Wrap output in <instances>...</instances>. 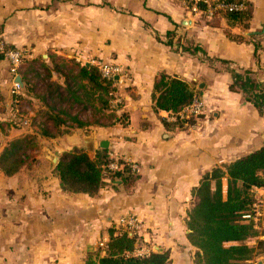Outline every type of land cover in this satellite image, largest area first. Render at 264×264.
<instances>
[{
    "label": "crops",
    "instance_id": "0c3cea01",
    "mask_svg": "<svg viewBox=\"0 0 264 264\" xmlns=\"http://www.w3.org/2000/svg\"><path fill=\"white\" fill-rule=\"evenodd\" d=\"M245 1L252 14L246 29L194 14L182 0H0V48L27 55L19 101L0 50V159L16 144L27 160L14 176L0 170V264H86L129 216L141 223V248L170 251L172 264H194L186 225L194 190L207 173L264 146V118L230 89L233 71H250L264 85V0ZM194 48L201 51H184ZM57 59L123 68L117 121L83 129L47 124L49 135H42L45 110L27 96L25 80ZM163 75L201 91L205 112L194 125L179 128L156 110ZM58 76L52 70V80ZM16 103L23 113L14 115ZM76 149L91 158L106 150L110 160L135 164L139 179L130 188L107 182L94 197L66 192L56 167ZM258 197L252 246L264 242V188ZM254 264H264V254Z\"/></svg>",
    "mask_w": 264,
    "mask_h": 264
},
{
    "label": "trees",
    "instance_id": "16d2710c",
    "mask_svg": "<svg viewBox=\"0 0 264 264\" xmlns=\"http://www.w3.org/2000/svg\"><path fill=\"white\" fill-rule=\"evenodd\" d=\"M182 1L191 4V0ZM225 1L243 4L245 10L216 14L215 19L225 20L231 28L239 26L246 29L252 17L249 4L245 0ZM198 8L206 10L202 4ZM168 36L171 38V34ZM231 39L235 38L231 36ZM184 51L193 54L201 50L194 48L192 52ZM26 60L25 53L23 64ZM70 62L77 66L76 74L73 70H60L56 63L53 65L59 81L52 80V70L48 67H43V75L36 73L33 80H25L27 96L41 103L45 110L43 116L46 124L41 132L43 136L49 135L47 124L56 129L62 126L83 129L104 127L103 122L117 121L116 110L112 108L117 92L116 80L104 79L98 67ZM232 80L231 91L243 94L245 101L252 104L264 118V85L257 82L250 71H233ZM155 90L159 94L156 110L171 115H178L200 100L201 91L197 86L178 78L161 76ZM20 98L16 96L15 100L20 101ZM89 108L95 110V115L100 114L93 122L80 119L81 114ZM196 120L194 117H186L183 121L178 119L175 125L184 128L194 125ZM16 146L12 144L0 159V170L9 177L17 174L27 161L25 152L21 148L16 151ZM113 161L106 150L99 151L95 158H91L86 151L76 149L63 154L56 167V174L64 191L90 197L96 196L107 182L120 181L125 187H132L139 179L138 174L121 161L118 162L120 170H108V165ZM255 188H264V146L203 177L193 192V202L186 222L188 241L197 250L194 264H254L264 254V242L249 245L259 236L254 220ZM248 215L251 219L244 218ZM108 236L106 248L89 256L86 264H172L170 251L151 250L146 256H135V251L143 246L138 235L130 236L125 231L109 230Z\"/></svg>",
    "mask_w": 264,
    "mask_h": 264
},
{
    "label": "built area",
    "instance_id": "2783aa9c",
    "mask_svg": "<svg viewBox=\"0 0 264 264\" xmlns=\"http://www.w3.org/2000/svg\"><path fill=\"white\" fill-rule=\"evenodd\" d=\"M192 4V11L194 14L202 13L205 14L208 18L212 19L215 18L216 14H225L230 12H240L245 10V6L243 4H235V3H229L225 0H191ZM204 5L206 6V10L204 12H201L198 8V5ZM1 52L5 55L6 59L9 60L11 65V75L13 76L12 84H13V95L17 96L20 91V84L16 82L17 77H19V71L23 65V59L25 58V53L21 51H14V50H6L3 47L0 48ZM98 68L101 72V75L106 80H113V79H120L124 75L123 68L109 63H101L98 65ZM116 96V95H115ZM15 107V114L18 115L19 113H23V110L21 109V106L16 103ZM122 100L120 98L115 97V100L112 104V108L114 110H118V108L121 106ZM204 105L199 100H196L191 106L186 108L183 112L179 113L178 115H171L170 118L173 122H177L178 119L180 121L185 120L186 117H194L198 118L204 114ZM24 125L32 124V119L24 118ZM129 165L130 169L133 173L138 174L139 168L135 164L127 163ZM108 170L110 171H118L121 168V165H119L117 160H114L111 164L108 165ZM262 189V188H260ZM259 188L254 189V196L256 199L255 203V217L259 213L258 205H259V197H258ZM245 219H251V216H245ZM121 225L125 232L130 234V236L137 235L141 231V223L137 218L134 216L126 217L125 219L121 220ZM99 249L106 248V243L99 244ZM150 253V250H147L145 248L137 249L134 253L135 256H146Z\"/></svg>",
    "mask_w": 264,
    "mask_h": 264
},
{
    "label": "rangeland",
    "instance_id": "374dc122",
    "mask_svg": "<svg viewBox=\"0 0 264 264\" xmlns=\"http://www.w3.org/2000/svg\"><path fill=\"white\" fill-rule=\"evenodd\" d=\"M71 60H56V65H58V67L60 68V70H70L76 74L77 73V66H75L72 62H70ZM77 64V63H76ZM78 65V64H77ZM54 67V66H53ZM53 67L51 68V70H53ZM35 70V69H34ZM38 70H44V68H38ZM62 80V79H60ZM96 112L93 108H89L86 112H83L81 114L80 117H82V120L85 122H93L94 120H96L97 117L100 116V114L95 115Z\"/></svg>",
    "mask_w": 264,
    "mask_h": 264
},
{
    "label": "water",
    "instance_id": "95a60500",
    "mask_svg": "<svg viewBox=\"0 0 264 264\" xmlns=\"http://www.w3.org/2000/svg\"><path fill=\"white\" fill-rule=\"evenodd\" d=\"M116 80H117V79H116ZM16 82H17L18 84H21V79H20V78H17V79H16ZM89 144H90V148H91V147H92L91 142H89ZM101 147H102L103 149H107V144L104 143V144L101 145ZM90 148H89V152H90ZM58 160H59V159H56V160H55V164L58 162Z\"/></svg>",
    "mask_w": 264,
    "mask_h": 264
}]
</instances>
